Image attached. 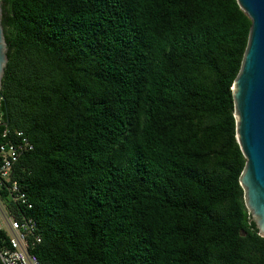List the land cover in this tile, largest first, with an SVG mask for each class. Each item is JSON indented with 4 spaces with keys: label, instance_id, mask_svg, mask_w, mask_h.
Returning a JSON list of instances; mask_svg holds the SVG:
<instances>
[{
    "label": "trees",
    "instance_id": "trees-1",
    "mask_svg": "<svg viewBox=\"0 0 264 264\" xmlns=\"http://www.w3.org/2000/svg\"><path fill=\"white\" fill-rule=\"evenodd\" d=\"M1 9L0 141L31 143L11 177L39 264H264L237 194L230 85L249 18L236 0Z\"/></svg>",
    "mask_w": 264,
    "mask_h": 264
},
{
    "label": "water",
    "instance_id": "water-1",
    "mask_svg": "<svg viewBox=\"0 0 264 264\" xmlns=\"http://www.w3.org/2000/svg\"><path fill=\"white\" fill-rule=\"evenodd\" d=\"M249 18L246 43L230 89L234 137L244 157L237 194L256 231L264 237V0H236ZM0 0V98L7 44L1 24ZM8 123L6 114L0 122ZM244 234V231H239Z\"/></svg>",
    "mask_w": 264,
    "mask_h": 264
},
{
    "label": "built area",
    "instance_id": "built-area-1",
    "mask_svg": "<svg viewBox=\"0 0 264 264\" xmlns=\"http://www.w3.org/2000/svg\"><path fill=\"white\" fill-rule=\"evenodd\" d=\"M2 120L0 110V121ZM31 148L29 140L16 131L15 135L0 141V262L2 264H39L29 243L38 241L35 221L20 213L18 204H24V192L11 177L17 158ZM25 205V204H24ZM27 207L30 204H26Z\"/></svg>",
    "mask_w": 264,
    "mask_h": 264
}]
</instances>
